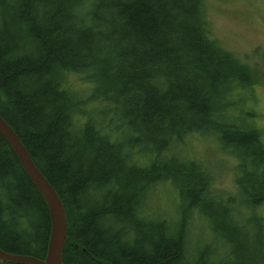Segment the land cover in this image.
<instances>
[{"label":"trees","instance_id":"obj_1","mask_svg":"<svg viewBox=\"0 0 264 264\" xmlns=\"http://www.w3.org/2000/svg\"><path fill=\"white\" fill-rule=\"evenodd\" d=\"M203 6L0 0V116L64 203V264H264V141L236 98L256 80L208 37ZM70 73L94 84L90 100L68 88ZM195 134L239 161L236 197L215 196L200 162L162 157ZM161 182L178 189L177 224L145 207ZM195 211L212 241L190 244ZM50 232L43 197L0 134V248L45 259Z\"/></svg>","mask_w":264,"mask_h":264},{"label":"rangeland","instance_id":"obj_2","mask_svg":"<svg viewBox=\"0 0 264 264\" xmlns=\"http://www.w3.org/2000/svg\"><path fill=\"white\" fill-rule=\"evenodd\" d=\"M203 20L208 37L220 48L251 68L256 81L250 90L238 91L235 96L238 104H241L240 120L246 112L252 113L254 118L252 117L247 123L261 132L264 141V0H204ZM67 80L68 88L73 93L82 100H90L94 84L88 76L70 73L67 75ZM93 107L100 110L97 105L86 106L87 110ZM227 112L229 117L236 115V109ZM168 155L200 162L214 181L212 192L215 196L236 197L238 177L236 170L239 161L234 155L226 154L222 150L215 136L200 134L189 136L185 139L183 148L172 150L171 154L166 153L162 157L167 159ZM141 158L144 165L150 159ZM147 195L148 198L144 203L150 216L154 219L165 217L169 220V224L171 221L174 224L179 222L182 202L178 189L172 183L161 182ZM258 212L264 218V205ZM187 230L190 244L194 243V239L201 243L212 241L208 221L196 211L188 220ZM223 254L224 251L221 250L219 255Z\"/></svg>","mask_w":264,"mask_h":264},{"label":"water","instance_id":"obj_3","mask_svg":"<svg viewBox=\"0 0 264 264\" xmlns=\"http://www.w3.org/2000/svg\"><path fill=\"white\" fill-rule=\"evenodd\" d=\"M0 134L9 143L33 185L43 197L51 217V232L45 259L8 253L0 248V264H64L68 225L64 203L31 157L17 132L0 116Z\"/></svg>","mask_w":264,"mask_h":264}]
</instances>
